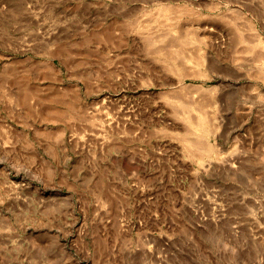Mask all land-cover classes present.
Listing matches in <instances>:
<instances>
[{
    "label": "rangeland",
    "instance_id": "obj_1",
    "mask_svg": "<svg viewBox=\"0 0 264 264\" xmlns=\"http://www.w3.org/2000/svg\"><path fill=\"white\" fill-rule=\"evenodd\" d=\"M0 264H264V0H0Z\"/></svg>",
    "mask_w": 264,
    "mask_h": 264
},
{
    "label": "bare ground",
    "instance_id": "obj_2",
    "mask_svg": "<svg viewBox=\"0 0 264 264\" xmlns=\"http://www.w3.org/2000/svg\"><path fill=\"white\" fill-rule=\"evenodd\" d=\"M190 115V114H189ZM200 116H199V118H197L196 120H194V121H192L194 124H196L197 126H199L198 124L200 123ZM196 122H198V124L196 123ZM201 124V123H200ZM201 127V126H200ZM203 146V145H202ZM204 148V146L202 147V149Z\"/></svg>",
    "mask_w": 264,
    "mask_h": 264
}]
</instances>
